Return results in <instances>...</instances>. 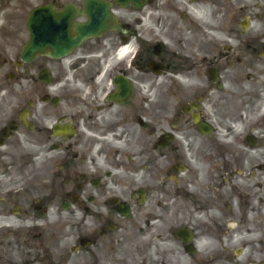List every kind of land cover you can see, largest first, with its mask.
I'll return each mask as SVG.
<instances>
[{"label":"flooded vegetation","instance_id":"1","mask_svg":"<svg viewBox=\"0 0 264 264\" xmlns=\"http://www.w3.org/2000/svg\"><path fill=\"white\" fill-rule=\"evenodd\" d=\"M205 1L216 31L187 12ZM143 2L0 0V264H264V5ZM161 7L185 48L144 22Z\"/></svg>","mask_w":264,"mask_h":264},{"label":"rangeland","instance_id":"2","mask_svg":"<svg viewBox=\"0 0 264 264\" xmlns=\"http://www.w3.org/2000/svg\"><path fill=\"white\" fill-rule=\"evenodd\" d=\"M219 2V1H218ZM223 3H230L232 6H240V7H249L253 6L255 3H258L259 5H264V0H223ZM160 5H163V2L160 3ZM221 5V2H219V6ZM162 9H165L163 7L159 8L156 12L150 13L148 15V19H145L144 22L149 25V27H152L160 36L161 39L166 43V46L169 48H172L173 46L179 45L182 48H185L184 43L182 42L183 37H184V27H185V17L182 16L181 14H178L176 12L173 13H165L162 11ZM219 21L221 20V14L217 12ZM172 17L174 19V23L170 24L168 17ZM130 18L135 17V15H130ZM154 22V25L151 26V23ZM179 40L182 43L177 44L176 41ZM131 48V47H130ZM133 51H131L126 57H123V62L129 63L131 57H132ZM170 79L175 83L176 85L180 86L182 90H180L182 93L184 92V85H185V77L184 74H171L168 75ZM169 93V98L168 101H166V96L163 97V102H167L168 106L170 105L173 108H177L178 104L182 102L185 97L183 94H181L178 90H168ZM157 94V92H156ZM155 91L151 88L147 89V85H143L140 87V99L141 101L146 105L147 103L149 104L150 102L153 101V99L156 96ZM181 94V97L178 95ZM164 119H167V117H164ZM165 124V123H164ZM225 126V125H224ZM244 129L243 125H238V127H235V134H241L242 130ZM224 128L219 129V133L223 132ZM123 146L126 142H132V140L138 138L141 135V131L139 127L136 124H129L128 127H123ZM128 133V134H127ZM193 141V140H192ZM191 141V143H192ZM179 142L181 143L182 146L186 145L189 142L187 138L181 137L179 139ZM200 143V140L198 139L194 145H198ZM132 148H128V153L129 150ZM243 151L247 152L246 157H256L253 154V151L251 150H245L241 148ZM264 151V150H262ZM185 160L188 162V165L190 168L194 171H197L199 173V177L197 179V182H201L203 179L206 178L205 176V169L207 167L206 164L200 163L198 159L195 157V155L192 153L189 154V151L186 153ZM259 160L264 161V158L261 157ZM243 176H245L244 172H241ZM247 175V174H246ZM263 177H259V180L261 183H264V174H262ZM236 177H238L236 175ZM239 182L243 185L247 184V179L239 180ZM255 190H258V187L255 188ZM241 239H240V245L242 246H248L249 240L251 238V235L248 233H241ZM249 247V246H248ZM247 253V250H243V253L241 254V257L239 261H243L244 255Z\"/></svg>","mask_w":264,"mask_h":264},{"label":"bare ground","instance_id":"3","mask_svg":"<svg viewBox=\"0 0 264 264\" xmlns=\"http://www.w3.org/2000/svg\"><path fill=\"white\" fill-rule=\"evenodd\" d=\"M187 12L191 17H193L198 22H201L208 27V29L212 31H216L217 27L214 25L215 20L213 18L214 9L207 3V1L198 3V4H190L187 7ZM170 24L174 23V19L170 16L168 17ZM128 48H123V57L128 55Z\"/></svg>","mask_w":264,"mask_h":264},{"label":"water","instance_id":"4","mask_svg":"<svg viewBox=\"0 0 264 264\" xmlns=\"http://www.w3.org/2000/svg\"><path fill=\"white\" fill-rule=\"evenodd\" d=\"M135 2H138V0H134ZM137 7L140 5L139 2L136 4ZM38 16V15H37ZM37 16L33 17L32 22L35 24H39L41 21L40 19H37ZM159 48H156V53H158ZM130 91H131V86L128 83V81L126 79L123 78V101H126V99H128V96L130 95Z\"/></svg>","mask_w":264,"mask_h":264}]
</instances>
